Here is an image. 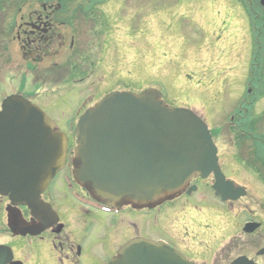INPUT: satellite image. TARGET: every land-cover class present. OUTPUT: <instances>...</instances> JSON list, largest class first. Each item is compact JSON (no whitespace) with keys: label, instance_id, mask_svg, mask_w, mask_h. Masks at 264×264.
Here are the masks:
<instances>
[{"label":"rangeland","instance_id":"obj_1","mask_svg":"<svg viewBox=\"0 0 264 264\" xmlns=\"http://www.w3.org/2000/svg\"><path fill=\"white\" fill-rule=\"evenodd\" d=\"M232 1L100 3L105 9L106 31L94 32L79 50L81 57L89 56L96 65L99 63L98 76L85 86L74 87L62 102L44 108L61 132L72 134V143L74 126L84 112L76 106L87 87L95 88L98 97L112 91L155 88L168 105L190 108L205 121L217 146L223 175L243 186L245 196L231 204L218 201L210 189V176L191 200H201L210 207L197 214L196 220L190 218L192 211L182 217L179 211L174 213L179 217H167L170 225L155 221L149 226L144 221L136 227L141 238L170 241L188 237L184 245L196 250L192 257L199 264H228L240 255L264 264V256L256 254L264 240L263 176H254L241 162L255 166V156L264 155L261 146L236 130L230 132L228 125L230 117L242 110L245 118L250 111L252 120L259 116L257 127L262 130L263 124L264 128V7L256 2L254 8L259 12H247L242 4ZM4 56V47L0 46V103L12 93L27 94L32 82H23L19 57L7 60ZM24 85L23 90L20 87ZM45 98L38 102L46 104ZM249 98L247 103L251 104L244 106ZM242 125L237 126L238 131L245 129ZM236 140L240 141L238 146L232 143ZM250 220L261 222L260 227L252 234L244 233L242 228ZM186 226L190 237H185Z\"/></svg>","mask_w":264,"mask_h":264},{"label":"flooded vegetation","instance_id":"obj_2","mask_svg":"<svg viewBox=\"0 0 264 264\" xmlns=\"http://www.w3.org/2000/svg\"><path fill=\"white\" fill-rule=\"evenodd\" d=\"M105 1L108 0H0V46L4 47V57L7 60L19 57L17 59L25 74L21 75L23 82L30 83L32 79L27 94H12L23 96L46 112L44 108L62 102L74 87L85 86L92 77L98 76L99 63L96 65L89 56L81 57L79 50L94 32L106 31L105 9L99 5ZM175 1L178 5L186 3V0ZM256 2L261 5L260 0L234 3L242 4L240 7L249 12L256 9ZM250 90L247 89L248 95ZM44 97L46 104L38 102ZM101 98L96 95L95 88L87 87L76 107L84 111ZM249 100L243 105L251 104L247 103ZM241 111H235L236 114L230 117L229 131L236 130L252 143L264 144L263 124L262 130L257 127V121L261 122L259 116L252 120L249 117L251 111L246 118ZM241 123L245 129L238 131L240 127L237 126ZM66 138L64 165L41 191L38 206L31 208L26 203H13L9 194L0 193V264H105L118 255L122 245L140 237L136 232L138 223L141 225L146 221L152 226L157 221L159 225H170L168 216L182 217L189 211L193 212L190 218L196 220L197 214L210 208L201 200L191 202L202 181L208 177L192 178L180 193L158 204L140 206L129 201L118 203L116 207L103 204L93 196L89 186L76 181L73 175L78 164L74 154L75 140L72 143L71 133L66 134ZM238 142L232 143L238 146ZM263 144L260 146L264 155ZM262 159L263 163L258 161L263 165L258 168L260 170L241 162L248 172L254 176L260 174L264 181ZM229 180L234 187L244 188ZM191 186H195L192 191ZM244 191L246 194L245 188ZM179 211L182 214L176 216L174 213ZM184 233L185 237H190L187 226ZM146 239L163 241L187 260L199 264L192 257L193 248L184 245L185 238L177 237L170 241L161 237Z\"/></svg>","mask_w":264,"mask_h":264},{"label":"water","instance_id":"obj_3","mask_svg":"<svg viewBox=\"0 0 264 264\" xmlns=\"http://www.w3.org/2000/svg\"><path fill=\"white\" fill-rule=\"evenodd\" d=\"M264 4V1H262ZM73 175L93 196L115 207L149 206L171 199L192 177L212 174L221 202L245 195L225 179L205 123L191 110L171 107L154 88L111 92L79 117ZM67 139L38 106L20 95L0 106V193L38 206L39 195L63 167ZM258 227L249 222L243 231ZM257 255H264V242ZM105 264H194L162 241L135 238ZM230 264H258L238 256Z\"/></svg>","mask_w":264,"mask_h":264},{"label":"trees","instance_id":"obj_4","mask_svg":"<svg viewBox=\"0 0 264 264\" xmlns=\"http://www.w3.org/2000/svg\"><path fill=\"white\" fill-rule=\"evenodd\" d=\"M261 144L259 143V144H256V146H260ZM264 145V144H263ZM263 150V148H262V146H261V151ZM260 157V158H259ZM258 158H256L255 159V161L257 162V165L255 164L256 162L255 161H253V163L255 164V166L254 165H250V164H246L247 166H250V167H257V169L258 168H260V167H262L263 165H261V164H258V161H263V159H262V155H260ZM263 163V162H262ZM259 170V169H258Z\"/></svg>","mask_w":264,"mask_h":264}]
</instances>
